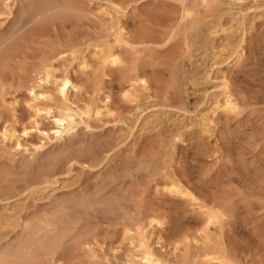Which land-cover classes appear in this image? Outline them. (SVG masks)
<instances>
[{"label": "bare ground", "instance_id": "1", "mask_svg": "<svg viewBox=\"0 0 264 264\" xmlns=\"http://www.w3.org/2000/svg\"><path fill=\"white\" fill-rule=\"evenodd\" d=\"M176 1L179 11L175 23L165 31L159 43H154L147 36H128L117 18L122 9L111 2L109 10L112 13H94L78 0H0V18L16 14L12 26L0 33V90H4L5 75L15 78L17 85L27 92L28 107L33 115L30 126H23L20 131L3 122L0 125V152L4 150L7 155L0 156V160H5L0 165V202L24 193L32 195L45 191L58 184L57 177L70 171L74 164L97 166L118 147L115 142V145L100 141H79L77 144L75 141L73 144L79 126L89 127L92 118L100 120L111 114L108 98L97 102L94 97L100 91L99 84L91 89L90 98H79L82 86L67 70L74 62L83 72L94 64L102 74L106 67L121 71L127 85L123 97L133 104L135 112H132L137 119L138 113L145 111L141 100L147 91L146 73L140 70L139 55L152 47L163 49L180 38L184 52L169 60L166 73L169 88L181 93L186 85L198 87L201 79L205 84L215 80L219 84H212V87L222 93L220 101L208 103L207 111L201 109L194 116L192 125L205 130L216 112L237 111L229 80L225 76L213 78L210 74L214 66L222 65L225 60L241 61L245 53L244 32L253 24L248 19L249 13L264 19V7L258 11L250 7L243 9V0H230L229 8L222 11L220 7L225 4L220 0ZM16 6L19 7L17 12ZM231 6L241 8L234 10ZM69 27L71 32L60 33ZM198 45L200 48L208 46L203 52L207 63L202 74L199 72L201 77L197 72L198 64L195 68L191 62ZM32 55L35 62L28 63ZM187 62L191 66L185 69ZM1 91L0 104L4 99ZM123 119L116 123L125 125ZM33 132L37 141L27 139ZM175 132L142 156L124 158L114 174L92 188L88 185L89 188L86 186L59 198L54 194L46 205L31 212L8 202L0 211V264H244L233 253L225 251L221 235L215 236L210 231L211 225L220 223L223 213L201 204L199 210L204 228L200 238L194 239L201 242L200 252L192 255L188 241L182 242L184 253L180 257L174 254L167 259L153 248L152 230L160 228L162 222L146 201L151 184L156 192L160 190L197 202V198L168 171L173 158L170 154L179 140ZM50 144L61 145L62 149L46 152L44 158L38 159L37 155ZM18 155H22L20 159L23 160L19 161ZM157 177L163 179L162 184ZM16 178L20 179V186L16 185ZM117 236L123 244L125 242L124 247H112ZM179 248L174 247L175 253ZM105 251H113V254ZM118 251H125L121 259L116 258Z\"/></svg>", "mask_w": 264, "mask_h": 264}, {"label": "rangeland", "instance_id": "2", "mask_svg": "<svg viewBox=\"0 0 264 264\" xmlns=\"http://www.w3.org/2000/svg\"><path fill=\"white\" fill-rule=\"evenodd\" d=\"M78 1L94 13L109 12V2L116 4L122 9L121 15H117L118 20L120 19L119 24L128 36L134 37L136 34L147 36L146 38L154 43L163 37L162 35L169 30L173 22L175 23L179 11L176 0ZM221 1L225 5L223 4L220 10L229 8L230 0ZM241 6L243 9L250 7L258 11L264 7V0H243ZM241 6L238 8L231 6V8L236 10ZM18 9L19 7L15 12ZM257 11L255 13H258ZM15 15L7 19L0 18V33L6 32L12 26ZM249 15L248 19L253 21V24L244 32L242 44L245 53L241 61L233 63L225 60L223 64L221 62L222 65L214 66V72L210 74L213 78L225 76L229 80L237 111L216 112L211 118L212 123L205 130L194 127L191 120L201 109L207 111L210 108L207 106L208 103L220 101L222 93L220 89L212 87L214 84H219L215 80L205 84L201 79L198 87L186 85L185 91L181 88L183 90V92L180 90L181 93L169 88L167 82L169 77L166 74L169 60L184 52L183 41L180 38L175 39L163 49L157 50L158 48L152 47L139 55V61L142 62L140 70L146 73L147 91L143 93L144 97L141 100V107L145 108V111L140 115L138 113L137 119L136 113L132 112H135L133 104L123 97L127 85L121 71L106 67L102 74L95 64L85 72L76 62L68 66L67 70L71 78L82 86L80 92L82 95H79V98H90L91 89L99 84L100 93L98 92L94 97L97 102L108 98V106L111 110L109 117L104 116L100 120L92 118L88 123L89 127L79 126L75 140L72 141L73 144L75 141L76 144L79 141H100L101 144L108 142L115 145L116 143L118 147L110 153L107 160L97 166L89 163V165L74 164L70 171L57 177L58 184L47 187L45 191L40 190L32 195L24 193L14 199L0 202V211L8 202H11L31 212L51 201L54 194L55 198L65 197L70 192L78 191L86 186L89 188L88 185L91 188L96 184L99 185V182L101 184L114 174L115 170H118L121 161L133 155L142 156V153L155 148L161 140L176 131L175 134L179 135V140L175 142L170 154L173 158L168 164L170 166L168 171L174 174L183 187L197 198V202L161 193L160 190L156 192V188L151 184L146 193V201L157 211L162 222L160 228L152 230L153 248L159 255L170 259L174 254H177L174 255L177 257H180V254L182 256L183 243L188 241L192 242V249L189 243V252L191 251L192 255L200 252L201 242L197 243L194 239L200 238L204 228L203 216L199 210L201 204L207 209H220L223 213L220 223L211 225L210 231L215 236L221 235L223 247L227 248L225 251L233 253L244 264H264V19L255 18L253 12ZM71 29L69 27L60 33L67 34L72 31ZM207 47L200 48L198 45L192 53L194 56L191 61L192 67L198 66L197 72L201 74L203 66L207 63L203 54ZM84 54L87 55L88 52ZM31 57L27 60L28 63L35 62L34 56ZM189 65L190 63L188 65L185 63V69L190 68ZM201 74L199 73V77L202 76ZM3 78L4 90L0 91L3 92L1 95L4 103L0 104V125L6 123L20 131L21 127L30 126L33 120L32 112L28 107V95L22 86L20 88V85H17L15 78H10L9 75ZM120 118L126 120L123 119L125 125L119 124L122 122L116 123ZM27 139L37 141L36 133H31ZM60 148L61 145L50 144L37 157L42 159L44 155L46 156V152L48 154L52 151H60L62 149ZM0 156L2 158L7 156L4 150L0 152ZM18 156L19 161L23 160L20 159L22 155ZM2 158L0 165L5 162ZM18 178L21 179L20 176ZM160 178L157 177L158 183L162 184L163 179ZM20 179L16 182L17 186H20ZM158 189H161V186ZM158 239L159 244H156ZM122 245L124 247L125 242L123 244L121 238L115 237L112 247ZM176 246L180 248L175 253L173 249ZM105 252L111 255L113 251ZM124 252L115 253L116 258L121 259ZM200 261L199 263H202Z\"/></svg>", "mask_w": 264, "mask_h": 264}]
</instances>
